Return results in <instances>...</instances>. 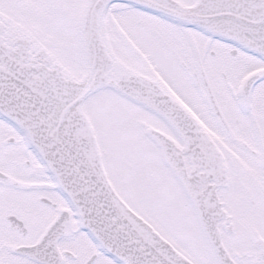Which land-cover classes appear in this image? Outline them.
<instances>
[{
	"label": "snow or ice",
	"instance_id": "obj_1",
	"mask_svg": "<svg viewBox=\"0 0 264 264\" xmlns=\"http://www.w3.org/2000/svg\"><path fill=\"white\" fill-rule=\"evenodd\" d=\"M0 264H264V0H0Z\"/></svg>",
	"mask_w": 264,
	"mask_h": 264
}]
</instances>
